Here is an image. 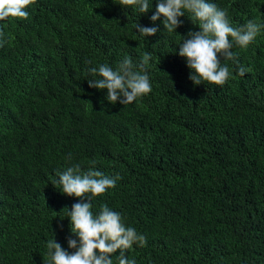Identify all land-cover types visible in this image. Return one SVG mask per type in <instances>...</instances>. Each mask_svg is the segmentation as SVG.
Here are the masks:
<instances>
[{"label": "trees", "instance_id": "trees-1", "mask_svg": "<svg viewBox=\"0 0 264 264\" xmlns=\"http://www.w3.org/2000/svg\"><path fill=\"white\" fill-rule=\"evenodd\" d=\"M115 2L36 0L27 20L0 24V264H44L52 234L67 247L60 217L78 198L51 182L68 153L82 171L96 160L120 174L96 203L146 235L127 252L136 264H264V30L234 49L245 77L194 86L174 43L198 27L181 17L146 41L134 25L150 26L155 0L137 18ZM216 3L233 26L264 23V0ZM143 51L147 96L112 105L89 87L88 67Z\"/></svg>", "mask_w": 264, "mask_h": 264}, {"label": "clouds", "instance_id": "clouds-1", "mask_svg": "<svg viewBox=\"0 0 264 264\" xmlns=\"http://www.w3.org/2000/svg\"><path fill=\"white\" fill-rule=\"evenodd\" d=\"M35 3L36 0H0V24L10 17L27 20L29 8ZM115 3L124 11L131 9L136 18L147 15L153 7V0H118ZM181 17H187L198 27V30L187 31L174 43L179 46L178 55L185 59L188 79L194 86L205 82L223 86L233 72L245 77L247 69L234 49H245L252 44L264 30V23L248 20L239 27L233 26L227 10L216 0H155L150 26L135 22L134 29L146 40L156 35L162 24L163 33L171 37L183 25ZM5 43L6 34L0 30V47ZM152 59L151 51H143L138 58L124 55L114 66L99 63L88 67L87 83L90 88L106 90L105 99L110 104L130 105L152 92ZM72 159V153H68V166L55 169L56 178L51 182L59 185L63 194L78 198L70 209L64 208L66 211L60 217L68 218L72 235L66 238V248L53 234L45 241L44 264H136L127 252L133 246L146 247V235L129 226L120 211L106 203H96L98 197L117 187L120 174L106 175L96 168V160L89 161L88 170L82 171L79 163H71Z\"/></svg>", "mask_w": 264, "mask_h": 264}]
</instances>
